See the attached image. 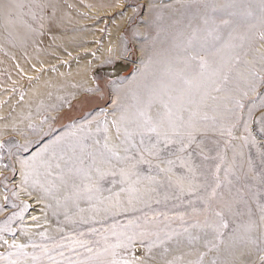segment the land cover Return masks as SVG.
Masks as SVG:
<instances>
[{"label":"rangeland","instance_id":"1","mask_svg":"<svg viewBox=\"0 0 264 264\" xmlns=\"http://www.w3.org/2000/svg\"><path fill=\"white\" fill-rule=\"evenodd\" d=\"M226 176L264 195V0H0V264H231Z\"/></svg>","mask_w":264,"mask_h":264},{"label":"snow or ice","instance_id":"2","mask_svg":"<svg viewBox=\"0 0 264 264\" xmlns=\"http://www.w3.org/2000/svg\"><path fill=\"white\" fill-rule=\"evenodd\" d=\"M227 23V21H225ZM155 131V129H152ZM189 141L194 140L195 138L189 134ZM59 165H57L58 167ZM99 172V169H96ZM103 174L101 173V177ZM193 178L190 177H181L178 180V185L180 190L183 191L182 183L184 180H188L191 183ZM246 177H237V182L241 183V187L237 188L235 192L228 188V191H224L225 187L232 184V181L227 180L220 181L217 177L216 186L211 189L206 197H200L204 205L207 208H210L215 219L207 220L204 223V226L209 227L213 230L215 234V239L217 243H212V248H219L220 244L224 243V237L226 236V231L230 229V224L233 223L236 219L241 217H247V222L243 226V231L239 227L232 228L231 230V242L227 245L226 251L228 255L232 257L231 264H246V256L251 252L249 245L256 246L261 245L259 250L264 252V195L259 197L257 200V194L247 191ZM262 183H264V178H262ZM220 189V191H217ZM215 201V206H212V202ZM251 201H256L253 205ZM206 208V210H207ZM253 208L258 210V215L253 211ZM196 211L195 209L193 210ZM231 218V219H230ZM200 222L197 221V224L194 226H199ZM187 231V230H186ZM259 232L260 235L255 236L253 233ZM166 239H171V237H166ZM189 239H196L189 235ZM80 247H86V243L82 241H75ZM211 243V242H209ZM22 247V246H21ZM47 254V250H45ZM60 255H63L60 253ZM49 259H52L49 256ZM261 260L264 261V256L261 257ZM53 264L55 262L53 261ZM215 264V262H213Z\"/></svg>","mask_w":264,"mask_h":264},{"label":"bare ground","instance_id":"3","mask_svg":"<svg viewBox=\"0 0 264 264\" xmlns=\"http://www.w3.org/2000/svg\"><path fill=\"white\" fill-rule=\"evenodd\" d=\"M118 67V66H117ZM119 68V67H118ZM123 68V67H122ZM121 69V68H120ZM76 71V70H75ZM77 75L79 74L78 72L76 73ZM83 76V75H82Z\"/></svg>","mask_w":264,"mask_h":264}]
</instances>
